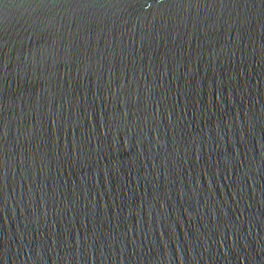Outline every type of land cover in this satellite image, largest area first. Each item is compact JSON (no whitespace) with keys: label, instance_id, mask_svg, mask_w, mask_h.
<instances>
[{"label":"water","instance_id":"95a60500","mask_svg":"<svg viewBox=\"0 0 264 264\" xmlns=\"http://www.w3.org/2000/svg\"><path fill=\"white\" fill-rule=\"evenodd\" d=\"M0 264H264V0H0Z\"/></svg>","mask_w":264,"mask_h":264}]
</instances>
